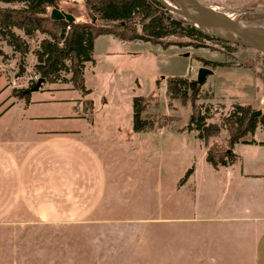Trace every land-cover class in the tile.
<instances>
[{
  "label": "rangeland",
  "instance_id": "rangeland-1",
  "mask_svg": "<svg viewBox=\"0 0 264 264\" xmlns=\"http://www.w3.org/2000/svg\"><path fill=\"white\" fill-rule=\"evenodd\" d=\"M195 1L204 8L228 15L241 26L249 24L264 28V0ZM58 7L74 18L102 25L88 13L81 0H60ZM0 8L18 9L21 4L0 3ZM118 25L120 23L104 26ZM135 28L139 31L137 24ZM13 33L26 44L27 53L22 56L14 51L7 45L8 38L0 35V74L3 75L0 109L10 100L18 99L15 93L29 88L37 79L33 52L46 39L38 33L25 36L15 29ZM177 37L169 39L187 42V39ZM196 43L199 46L190 44L162 49L139 41L121 43L111 36H99L94 40V64H86L83 71L84 86L90 90L89 97L94 103L93 119L104 125H117L121 136L134 137V132L128 128L131 99L145 98L147 107L141 119L152 127L138 132L137 137L145 139L146 146L150 147L149 156H136L125 149L112 148L110 156L119 167L117 180L124 192L118 195L121 200L113 205L114 208L99 218L101 225L98 221H21L23 223L18 225L0 222V264H101L103 259L105 264H193L190 254L176 253V258H168L167 263L163 255H166L169 236H191L196 228L203 230L206 251H216L211 241L225 228L220 222L191 221L190 224L172 225L170 227L176 228L171 229L178 230H171V233L166 232V224L149 222L166 221V187L178 181L184 170L191 166L192 156L198 160L200 150L194 131L186 129L190 104L187 101L169 102L164 95L165 80L172 77L195 80L197 69L202 68L199 59L229 65L215 66L211 70L212 74L201 84L195 101L206 124H219L233 105L249 106L254 111H260L264 106V55L229 44L222 46L213 40ZM68 78L67 73H61V82L42 83L37 89L41 92L35 91L36 98H48V93L43 91L52 92L48 90L52 87L68 89L71 87ZM71 94L64 93L63 96L70 98ZM74 94L75 99L78 98L74 102L78 105L79 94L77 91ZM259 129L256 138L264 142V131ZM110 133L108 130V138H111ZM224 138L225 133L221 131L217 145L222 148ZM146 149L144 147L143 151ZM234 153L247 165L264 159V149L250 144H239ZM139 237L143 241H139ZM98 239L103 241L98 242ZM185 248L189 250V244ZM101 249L105 255L103 259Z\"/></svg>",
  "mask_w": 264,
  "mask_h": 264
},
{
  "label": "crops",
  "instance_id": "crops-1",
  "mask_svg": "<svg viewBox=\"0 0 264 264\" xmlns=\"http://www.w3.org/2000/svg\"><path fill=\"white\" fill-rule=\"evenodd\" d=\"M86 64L91 63H84L83 71ZM2 80L0 74V91ZM53 88L43 91L49 95L46 99L36 98L33 92L27 103L13 99L0 109V222L98 221L101 225L99 218L114 208L124 192L117 180L119 167L110 156L112 148L149 156L150 147L137 133L121 136L117 125L98 123L93 115L88 122L81 105L74 102L78 98L72 87ZM69 92L70 98H64ZM92 106L94 109L93 101ZM256 130L243 141H253L250 145L264 149ZM197 141L198 160L192 156L193 163L183 172L191 169L189 176L180 183L182 175L166 187V221L149 222L166 224V232H177L170 226L191 221L220 222L225 228L211 241L217 251L213 253L206 251L202 228L191 236H169L163 255L166 263L182 253L190 254L193 264H264V159L247 165L236 157L233 164L213 169ZM239 144L247 145H233L234 155ZM184 244H189V250ZM99 252L105 258L103 249ZM103 260L101 264L106 263Z\"/></svg>",
  "mask_w": 264,
  "mask_h": 264
},
{
  "label": "trees",
  "instance_id": "trees-1",
  "mask_svg": "<svg viewBox=\"0 0 264 264\" xmlns=\"http://www.w3.org/2000/svg\"><path fill=\"white\" fill-rule=\"evenodd\" d=\"M60 0H0L2 4H21V8H0V35L8 38L7 45L22 56L27 53L26 44L13 33V29L21 31L25 36L32 33L44 35L39 47L33 52L35 64L33 66L37 79L29 88L15 93V97L28 102L30 90L38 79L41 83L55 84L60 81V74L67 73L68 83L80 97L82 115L91 122L93 115L90 91L86 90L83 81L84 63L93 64L91 58L94 40L99 36H111L121 43L139 41L150 45H158L162 49L168 46H185L196 42L216 41L222 46L227 44L208 38L195 31L180 17L168 13L161 8L155 0H81L85 9L94 19L102 25H94L74 18L69 12H64L58 7ZM175 7L173 0H164ZM56 9L72 17L70 22L65 20H52L49 18L50 10ZM107 23H120L115 27L104 26ZM237 23V22H236ZM135 24L139 26L136 30ZM244 27H259L247 25ZM185 38L187 42L170 40L176 37ZM169 39V40H168ZM202 68L213 70L215 66H229L226 63H217L198 60ZM264 82V77H263ZM38 87V90H39ZM201 84L195 80H187L180 77L167 78L165 80L164 95L167 100L189 102L190 114L186 129L196 133L205 149V162L211 168L224 167L236 161L232 153L233 145L237 143L254 144L253 141H243L246 136L260 128L264 130V106L255 116L254 110L249 106L233 105L227 116L221 118L219 124H206L205 117L200 114L195 101L198 99ZM37 90V91H38ZM147 101L143 97L131 99V130L134 133L151 129L152 124L146 123L142 118L146 111ZM225 133L224 147H220L213 140L220 132ZM259 145L264 146L260 143ZM191 173L188 169L180 183L185 181Z\"/></svg>",
  "mask_w": 264,
  "mask_h": 264
},
{
  "label": "water",
  "instance_id": "water-1",
  "mask_svg": "<svg viewBox=\"0 0 264 264\" xmlns=\"http://www.w3.org/2000/svg\"><path fill=\"white\" fill-rule=\"evenodd\" d=\"M157 4L168 13L180 17L186 24L205 37L219 42L250 49L264 55V28L244 27L232 20L228 15L204 8L195 0H173L175 7L170 6L164 0H155ZM49 18L52 20H65L70 22L72 17L56 9L50 10ZM212 71L206 68H198L195 75V83L200 85ZM41 83L38 79L30 92H35ZM255 116L260 114L256 111Z\"/></svg>",
  "mask_w": 264,
  "mask_h": 264
}]
</instances>
